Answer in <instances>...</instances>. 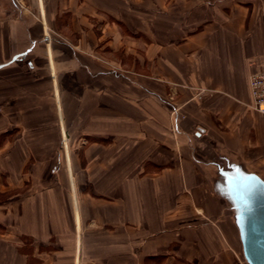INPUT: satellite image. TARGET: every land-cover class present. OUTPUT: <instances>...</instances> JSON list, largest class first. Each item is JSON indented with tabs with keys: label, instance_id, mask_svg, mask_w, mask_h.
Here are the masks:
<instances>
[{
	"label": "crops",
	"instance_id": "0c3cea01",
	"mask_svg": "<svg viewBox=\"0 0 264 264\" xmlns=\"http://www.w3.org/2000/svg\"><path fill=\"white\" fill-rule=\"evenodd\" d=\"M263 67L264 0H0V264H244Z\"/></svg>",
	"mask_w": 264,
	"mask_h": 264
},
{
	"label": "water",
	"instance_id": "95a60500",
	"mask_svg": "<svg viewBox=\"0 0 264 264\" xmlns=\"http://www.w3.org/2000/svg\"><path fill=\"white\" fill-rule=\"evenodd\" d=\"M215 187L227 201L247 264H264V181L235 163L216 164Z\"/></svg>",
	"mask_w": 264,
	"mask_h": 264
},
{
	"label": "built area",
	"instance_id": "2783aa9c",
	"mask_svg": "<svg viewBox=\"0 0 264 264\" xmlns=\"http://www.w3.org/2000/svg\"><path fill=\"white\" fill-rule=\"evenodd\" d=\"M248 84L253 101L252 107L257 111L264 113V67L262 70L252 73L249 76ZM177 110V107L171 109V114L175 119L178 115Z\"/></svg>",
	"mask_w": 264,
	"mask_h": 264
},
{
	"label": "rangeland",
	"instance_id": "374dc122",
	"mask_svg": "<svg viewBox=\"0 0 264 264\" xmlns=\"http://www.w3.org/2000/svg\"><path fill=\"white\" fill-rule=\"evenodd\" d=\"M230 213H231V211H230ZM231 216H232V215H230V220H231V223H232ZM232 226H233L234 233H235V236H236V240H237V244H238V250H239V253H240L241 258L243 259L242 254H241V247H240V243H239V239H238V235H237V230H236V227H235V225H234L233 223H232ZM243 262H244V264H247V263L244 261V259H243Z\"/></svg>",
	"mask_w": 264,
	"mask_h": 264
},
{
	"label": "bare ground",
	"instance_id": "6f19581e",
	"mask_svg": "<svg viewBox=\"0 0 264 264\" xmlns=\"http://www.w3.org/2000/svg\"><path fill=\"white\" fill-rule=\"evenodd\" d=\"M238 235V234H237Z\"/></svg>",
	"mask_w": 264,
	"mask_h": 264
}]
</instances>
